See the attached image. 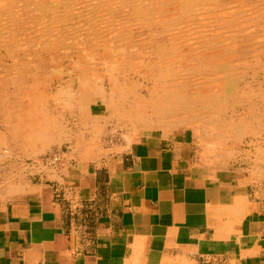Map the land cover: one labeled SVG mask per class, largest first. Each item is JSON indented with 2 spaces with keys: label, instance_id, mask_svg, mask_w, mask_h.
Returning a JSON list of instances; mask_svg holds the SVG:
<instances>
[{
  "label": "rangeland",
  "instance_id": "1",
  "mask_svg": "<svg viewBox=\"0 0 264 264\" xmlns=\"http://www.w3.org/2000/svg\"><path fill=\"white\" fill-rule=\"evenodd\" d=\"M218 62L230 69L234 94L192 97L221 82L209 67ZM167 91L186 95L183 110ZM148 102L171 112L152 113ZM128 107L140 108L146 128L106 121ZM95 119L101 157L122 156L150 132L180 135L213 177L235 173L263 186L264 0H0V180L25 165L30 182L61 191L53 174L78 158L73 145L91 140ZM231 124L240 134L225 131ZM19 140L48 149L34 157Z\"/></svg>",
  "mask_w": 264,
  "mask_h": 264
},
{
  "label": "crops",
  "instance_id": "2",
  "mask_svg": "<svg viewBox=\"0 0 264 264\" xmlns=\"http://www.w3.org/2000/svg\"><path fill=\"white\" fill-rule=\"evenodd\" d=\"M93 134L53 174L62 202L43 178L30 182V167L2 177L0 264H264L260 181L213 177L180 135H141L113 159ZM35 144L17 146L34 157L48 149Z\"/></svg>",
  "mask_w": 264,
  "mask_h": 264
},
{
  "label": "bare ground",
  "instance_id": "3",
  "mask_svg": "<svg viewBox=\"0 0 264 264\" xmlns=\"http://www.w3.org/2000/svg\"><path fill=\"white\" fill-rule=\"evenodd\" d=\"M150 6V5H149ZM144 7V6H143ZM194 44V43H193ZM198 53V52H197ZM206 53V52H205ZM198 54H200V53H198ZM89 58H91V57H89ZM195 58H196V56H195ZM88 59V58H87ZM225 63H222V62H218L216 65H213V66H209L210 68H212V70H213V72L212 73H215V74H221V77H220V79H218L219 81H221L220 83H213L212 82V84H210V85H207L208 87L206 88V92H204V89L201 91V89H197V92H194V94L192 95V97H195L196 99H198V98H202V97H205L206 99H209V100H215L217 97L218 98H221V96L222 95H224L225 93L226 94H234L233 93V83H234V81H235V79L234 78H232L231 76V74L229 73V71H230V69L228 68V67H225ZM110 72V71H109ZM220 72V73H219ZM202 75V74H201ZM196 76V75H195ZM199 77H201V76H199ZM236 77V76H235ZM211 78V77H210ZM217 77H215V78H213V79H216ZM199 79V78H198ZM203 80H204V82L205 81H207L206 80V78H205V76L202 78ZM212 79V80H213ZM199 81V80H198ZM119 82V81H118ZM203 82V83H204ZM208 83H211V82H209V81H207ZM200 86V85H199ZM204 87V86H203ZM111 92H113V91H111ZM111 92H110V94H111ZM119 93V92H118ZM164 93V92H163ZM166 95H167V97H169V96H171V97H173V99L174 100H172V101H174L175 103H176V105H177V102L179 103V107H180V110H183L184 109V104H183V102L186 100L185 98H187L186 97V95L184 96V95H179L178 93H176L175 91H167L166 93H165ZM196 94V95H195ZM69 95V94H68ZM160 95V94H159ZM165 95V96H166ZM115 96V95H114ZM108 97H109V95H108ZM123 97H125V96H123ZM204 98V99H205ZM112 99V98H111ZM116 99H118V98H116ZM130 99V98H129ZM109 100V99H108ZM146 100V99H145ZM144 100V101H145ZM113 101H114V99H113ZM109 102V101H108ZM120 102V101H119ZM130 102V101H129ZM147 102V101H146ZM153 102V101H152ZM160 102V101H159ZM158 102V103H159ZM162 102V101H161ZM107 103V102H106ZM115 103V102H114ZM117 103V102H116ZM121 103V102H120ZM119 103V104H120ZM123 104H126V103H123ZM160 104V103H159ZM162 104V103H161ZM201 104V103H200ZM122 105V104H121ZM115 106H117V105H115ZM164 106V105H163ZM195 106V105H194ZM144 107V106H143ZM165 107V106H164ZM168 107H170V105L168 106ZM110 108V107H109ZM146 108H148V109H150V110H152V113H155V114H157V113H159V112H161V111H170L171 112V110H169L168 108H166V109H164V108H162V107H158V106H156L154 103H151V102H148V104H146ZM251 108V107H250ZM39 109V108H38ZM106 110H108V109H106ZM177 110V109H176ZM38 111V110H37ZM144 111V110H143ZM114 113H112V114H110V115H108V116H106L107 118H106V121H108V120H111V119H116V122L117 121H121L122 119H125L126 121H129V120H132L133 121V123H134V125L135 126H141V128H146V126H147V124H146V122H143V121H140V114H139V112H140V108L139 107H128L127 108V111L126 110H114L113 111ZM196 112H198V111H196ZM16 113V112H15ZM190 113V112H189ZM192 113V112H191ZM244 115V114H243ZM249 115V114H248ZM12 116H13V114H12ZM142 116V115H141ZM157 117V116H156ZM15 118V117H14ZM18 121V120H17ZM33 122V121H32ZM95 122H97V124H92L93 126V128H92V130H93V132H96V134L94 135L93 134V139H94V137H97L98 136V133L101 131V126H99L101 123L99 122V119H95L94 121H93V123H95ZM98 123H100V124H98ZM21 124H22V122H21ZM20 124V125H21ZM149 124V123H148ZM11 125V124H10ZM236 125L237 124H233V126H232V124H231V127L229 128V129H225V131H227V132H229L230 134L231 133H235L236 134V136L238 135V134H240V131L242 130H240V129H235L236 128ZM14 126V125H13ZM12 127V126H11ZM161 127V126H160ZM222 127H223V125H222ZM30 128H32V127H30ZM19 129H21V127L19 128ZM126 129V128H125ZM23 130V129H22ZM27 130V129H26ZM47 130V129H46ZM11 131H12V129H11ZM12 132H15V131H12ZM11 132V133H12ZM98 132V133H97ZM19 133V132H18ZM65 133V132H64ZM25 134V133H24ZM49 134V133H48ZM51 134V133H50ZM66 134V133H65ZM64 134V135H65ZM227 135V134H226ZM33 136H34V131H33ZM235 136V137H236ZM240 136V135H239ZM11 137V136H10ZM65 137V136H64ZM24 138V137H23ZM229 138V137H228ZM54 139H55V137H54ZM77 139V138H76ZM31 140H32V138H31ZM53 140V139H52ZM58 140V139H57ZM61 140V139H60ZM84 140V139H83ZM15 141V140H14ZM20 141V140H19ZM19 141H17V142H19ZM31 142H36L35 140H33V141H31ZM79 142V141H78ZM81 142V141H80ZM84 142H85V140H84ZM45 143V142H44ZM46 143H48V142H46ZM28 144V143H27ZM34 144V143H33ZM42 144H43V142H42ZM84 144V143H83ZM49 145V144H48ZM81 145V144H80ZM85 145V144H84ZM74 146H76V145H74ZM82 146V145H81ZM19 147H21V144H20V146ZM19 147H18V149H19ZM49 147V146H48ZM42 148V147H41ZM23 149V148H22ZM36 149V148H35ZM39 149V148H38ZM44 149V148H43ZM28 152H30V151H32V150H27ZM38 151V150H37ZM26 152V151H25ZM27 152V153H28ZM33 153H34V151H33ZM7 156V155H6ZM29 157V156H28ZM254 157V156H253ZM96 159V158H95Z\"/></svg>",
  "mask_w": 264,
  "mask_h": 264
},
{
  "label": "built area",
  "instance_id": "4",
  "mask_svg": "<svg viewBox=\"0 0 264 264\" xmlns=\"http://www.w3.org/2000/svg\"><path fill=\"white\" fill-rule=\"evenodd\" d=\"M46 157L49 158L48 160L51 161V162H55V161H57L59 159L57 154H55V153L47 155ZM53 198H54L55 202H62L63 198L61 196V191H57L56 190V192H53Z\"/></svg>",
  "mask_w": 264,
  "mask_h": 264
}]
</instances>
